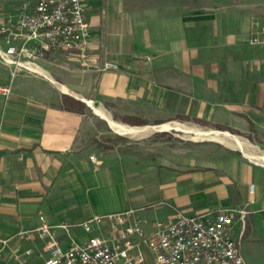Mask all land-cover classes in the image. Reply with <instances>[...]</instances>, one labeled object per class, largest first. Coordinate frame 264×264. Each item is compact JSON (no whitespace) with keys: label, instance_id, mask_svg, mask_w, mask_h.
Listing matches in <instances>:
<instances>
[{"label":"crops","instance_id":"crops-1","mask_svg":"<svg viewBox=\"0 0 264 264\" xmlns=\"http://www.w3.org/2000/svg\"><path fill=\"white\" fill-rule=\"evenodd\" d=\"M194 3L89 0L91 27L85 58L68 50H52L39 59L36 72L14 76L0 61V236L12 238L8 252L17 247L42 250L37 234L25 240L16 237L22 227L36 229L43 221L74 223L134 209L121 164L78 148L88 112L101 116L97 111H104L109 116L115 107L122 111L169 107L178 90L195 92L197 78L202 84V111H213L207 114L209 120L217 117L219 124L240 133L232 146L240 152L262 149L264 47L253 46L249 40L260 32L264 18L241 13L242 2H238L234 13L227 14L235 24L225 27L223 21L228 19L222 12L209 6L195 9ZM3 20L0 15V25ZM199 22L205 26L211 22L216 30L213 43L208 40L202 48L190 39ZM163 26L169 31L161 36L158 30ZM106 63L116 68L106 69ZM254 107L262 111H251ZM251 134L259 139H251ZM255 171L241 188L249 212L237 224L243 226V235L249 216L252 223L256 216L264 226V173L260 167ZM194 200L187 197L178 202L186 213L196 214L203 207ZM235 202L224 199L231 208ZM58 235L66 245L65 234L58 231ZM75 236L80 241L90 237L78 229Z\"/></svg>","mask_w":264,"mask_h":264},{"label":"rangeland","instance_id":"rangeland-1","mask_svg":"<svg viewBox=\"0 0 264 264\" xmlns=\"http://www.w3.org/2000/svg\"><path fill=\"white\" fill-rule=\"evenodd\" d=\"M18 1L32 3L36 0H0V8H8L10 5L14 11L15 6L19 5ZM194 2L195 9L209 6L222 12L223 17L228 19L223 21L225 27L235 24L227 14L234 13V6L238 2H242L241 13L264 18V0H194ZM236 14L240 13L236 11ZM180 22L178 21L179 25ZM211 22L208 26L199 22L192 29L190 39L198 47L207 46L208 40L209 44L213 43L211 39L216 30L213 31ZM236 23H239V20H236ZM218 26L216 25V28H219ZM166 27L159 28L161 36L169 31ZM176 33L180 35V27ZM257 35L259 34L255 36ZM9 69L12 73V69ZM201 85L197 78L194 79L195 92L187 94L183 90H178L174 94L175 100L171 101L169 107L161 109L148 107L145 111H122L120 107H115V111H108L111 120L141 130L135 134L116 132L107 119L110 129L101 116H95L91 114L92 112H88L90 117L83 124L78 148L87 155L93 154L121 164L131 197L135 201L132 210L141 218L146 217L149 222L146 232L147 243L153 238L159 222L169 223L179 212H187L178 202L185 201L187 197H194L193 203L203 207L197 210L196 214H211L231 208L230 204L224 203V199L227 200L229 197L236 200L232 203V206H236L234 209L246 210L249 215L241 188L246 178H254L257 167L264 173V145L260 151L256 148H248L246 152L235 149L232 146V139L240 133L232 127L219 124L217 117L215 120H209L207 114L211 115L213 111H202ZM251 111L262 110L254 107ZM166 124L172 127L166 129L163 127ZM250 136L251 139L252 137L254 140L259 139L257 134ZM253 162H257L258 165ZM246 173H250L252 177H247ZM254 219L252 223L250 216L246 218L248 226L241 239V250L246 264H264V226L256 216ZM237 220L238 223L242 222L240 216H237ZM241 229L242 225L236 227L237 235ZM144 250L145 264H157L151 246H146ZM31 258H27L31 264H44L43 261L34 262ZM7 264L17 262L10 259Z\"/></svg>","mask_w":264,"mask_h":264},{"label":"built area","instance_id":"built-area-1","mask_svg":"<svg viewBox=\"0 0 264 264\" xmlns=\"http://www.w3.org/2000/svg\"><path fill=\"white\" fill-rule=\"evenodd\" d=\"M88 1H24L14 11L1 7L0 15L5 18L0 25L1 63L15 75L36 72L39 59L52 50H68L85 58L91 27ZM258 34L250 44L264 47V25ZM105 68L116 65L106 63ZM246 213L234 208L201 215L181 211L169 223L159 222L148 243V221L136 216L135 210L94 215L74 223L43 221L36 229L22 227L16 235L25 240L37 234L42 250L36 253L34 247H17L8 252L12 238L0 236V264L10 259L31 264L28 257L44 264H145L144 248L149 245L157 264H246L241 250L243 232L236 234L237 216L244 220ZM77 229L90 237L78 240ZM58 231L65 234L66 245Z\"/></svg>","mask_w":264,"mask_h":264},{"label":"bare ground","instance_id":"bare-ground-1","mask_svg":"<svg viewBox=\"0 0 264 264\" xmlns=\"http://www.w3.org/2000/svg\"><path fill=\"white\" fill-rule=\"evenodd\" d=\"M97 113H99L101 116H103V117H106L109 121H110V123H111V125H112V127L114 128V130L116 131V132H118V133H120V134H132V133H137V132H140L141 130L140 129H137V128H130V127H128V126H125V125H122V124H119V123H117V122H115V121H113V120H111L110 119V117L104 112V111H97ZM105 118V119H106ZM179 124V123H178ZM164 128H166V129H170L172 126L170 125V124H166V125H164L163 126ZM163 128V129H164ZM149 129V128H148ZM178 130V129H177ZM205 135H207V134H205ZM225 135H227V136H229V134H227V133H225ZM201 137V136H200ZM202 137H204V136H202ZM264 166V165H263Z\"/></svg>","mask_w":264,"mask_h":264},{"label":"trees","instance_id":"trees-1","mask_svg":"<svg viewBox=\"0 0 264 264\" xmlns=\"http://www.w3.org/2000/svg\"><path fill=\"white\" fill-rule=\"evenodd\" d=\"M81 107H82L81 111L83 112V110L85 109V105L81 104Z\"/></svg>","mask_w":264,"mask_h":264}]
</instances>
